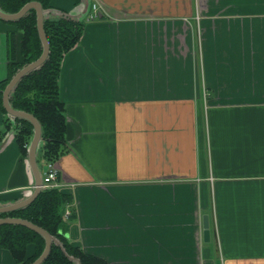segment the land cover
Returning <instances> with one entry per match:
<instances>
[{"label": "crops", "instance_id": "crops-1", "mask_svg": "<svg viewBox=\"0 0 264 264\" xmlns=\"http://www.w3.org/2000/svg\"><path fill=\"white\" fill-rule=\"evenodd\" d=\"M84 1L58 78L67 238L107 264H264V0ZM12 29L0 20V80ZM6 117L0 205L34 186Z\"/></svg>", "mask_w": 264, "mask_h": 264}, {"label": "trees", "instance_id": "trees-1", "mask_svg": "<svg viewBox=\"0 0 264 264\" xmlns=\"http://www.w3.org/2000/svg\"><path fill=\"white\" fill-rule=\"evenodd\" d=\"M31 0H0V7L6 12H16ZM44 9L52 8L51 0H37ZM75 3L78 0H74ZM2 20V19H0ZM13 26L6 33V49L9 65L7 75L0 80V113L7 114L2 103V90L12 75L24 64L36 59L41 53V42L36 28V13L33 8L16 21H5ZM43 27L49 42V54L44 63L24 75L10 93L9 101L16 108L33 114L41 125V144L37 162L55 161L66 150L67 122L64 104L59 96L58 78L63 55L79 40L84 21L70 17L67 12L59 17H45ZM4 119L5 130L12 125L14 138L22 157L27 155V146L33 133L32 124L19 117ZM72 197L59 186L43 187L26 206L8 212L0 217L27 219L55 236L68 255L78 258L80 264H107L98 256L85 252L73 245L63 231L67 218L63 216L66 205ZM33 251L27 254V247ZM45 245L44 238L37 232L19 224H0V248L11 254L14 264H28L36 259ZM40 264H76L61 248L52 243L47 257Z\"/></svg>", "mask_w": 264, "mask_h": 264}, {"label": "water", "instance_id": "water-1", "mask_svg": "<svg viewBox=\"0 0 264 264\" xmlns=\"http://www.w3.org/2000/svg\"><path fill=\"white\" fill-rule=\"evenodd\" d=\"M87 7H88V3H86L83 0L82 5L80 7L81 13H77V14L68 13V15L70 17L78 19V17H81L86 12ZM31 8H33L36 13V28L41 42V48H42L41 53L36 59L24 64L12 75V77L9 79L8 83L5 85L4 89L2 90V103L8 115L12 117L24 118L28 120L33 126V133L27 146V162L29 169L34 178V186L33 189L24 198L16 202L0 205V212H8L28 205L38 195L39 191L43 188L42 173L37 165L38 148L41 144V125L38 119L33 114L14 108L9 101V97H10V93L13 91L14 87L19 82V80L29 72L38 69L48 57L49 42L47 40L43 27L44 18L51 17L52 15H56L57 17H59L64 15V12L55 8L44 9L39 1L31 0L26 2L24 5H22L21 8L16 12H6L0 7V19L5 21H16L21 17H23L27 13V11ZM0 224L23 225L37 232L44 238L45 245L42 252L36 259H34L32 262L28 264H40L49 254L52 243L58 245L61 248L62 252L69 259L75 261L76 264H80L79 259L68 255V253L63 248L61 242L43 227L27 219H23L19 217H9V216L0 217ZM203 236L206 241L209 239L207 215L203 216Z\"/></svg>", "mask_w": 264, "mask_h": 264}, {"label": "built area", "instance_id": "built-area-1", "mask_svg": "<svg viewBox=\"0 0 264 264\" xmlns=\"http://www.w3.org/2000/svg\"><path fill=\"white\" fill-rule=\"evenodd\" d=\"M91 13L89 15V18L99 17L100 12L97 10V7L95 4L91 5ZM57 174L58 170L54 164V161L48 162L45 164V170L43 172L42 180H43V187H52V186H59L60 184L57 181ZM70 214L69 209H64L63 216L67 218Z\"/></svg>", "mask_w": 264, "mask_h": 264}]
</instances>
